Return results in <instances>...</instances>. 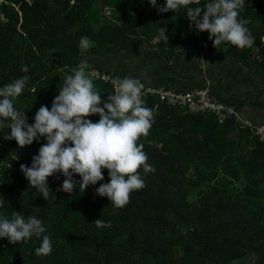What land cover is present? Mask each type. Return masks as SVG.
<instances>
[{
  "label": "trees",
  "instance_id": "obj_1",
  "mask_svg": "<svg viewBox=\"0 0 264 264\" xmlns=\"http://www.w3.org/2000/svg\"><path fill=\"white\" fill-rule=\"evenodd\" d=\"M164 2L157 0V7ZM207 2L159 13L148 0H0V87L30 77L14 107L31 125L41 106L51 109L65 76L92 55L153 43L167 58L201 56L212 40L190 27L186 12ZM238 18L249 21L253 46L222 45L241 56L253 57L254 48L264 56V0H245ZM81 37L91 42L84 52ZM92 79L102 102L114 93L110 83ZM143 101L154 119L138 143L155 172L140 170L146 186L120 208L96 194L109 182L107 170L84 191L73 175L72 193L58 191L64 177L56 173L47 179L45 200L20 165L30 167L46 141L19 148L6 140L10 129L0 127V215L35 216L52 241V252L37 256L41 241L35 237L16 244L0 238V264H264V144L231 120L188 114L154 97ZM98 219L111 226L97 228Z\"/></svg>",
  "mask_w": 264,
  "mask_h": 264
},
{
  "label": "clouds",
  "instance_id": "obj_2",
  "mask_svg": "<svg viewBox=\"0 0 264 264\" xmlns=\"http://www.w3.org/2000/svg\"><path fill=\"white\" fill-rule=\"evenodd\" d=\"M148 3L157 7V0H148ZM193 3L199 5L200 0H165L164 6L157 7V11L173 12ZM244 4L245 0H208L202 7L187 8L186 16L190 27L194 25L196 31L209 34L214 48L222 43L239 49L250 48L254 40L246 27L249 21L238 18ZM159 34L168 42L166 28H160ZM79 47L84 52L91 47V42L87 37H81ZM88 68L87 62L81 61L70 75H66L51 109L41 106L31 125L14 107V100L22 94L30 77L25 75L0 87V127L10 129L6 140H14L19 148L40 138L46 141L33 157L30 167L20 165L29 185L45 200L51 194L47 179L56 173L64 177L58 191L72 193L77 187L73 175L81 177L78 186L84 191L89 185L103 181V170H107L109 182L101 183L96 194L120 208L129 202L132 192L146 186L140 170L144 174L155 172L147 162L144 145L138 143L141 137L148 135L154 112L141 98L144 84L134 78L113 80L115 91L102 102L100 92L86 71ZM21 71L27 73L29 68L24 66ZM94 115L99 116L98 122L88 119ZM52 199H55L53 195ZM3 204L0 198V207ZM94 224L97 228L111 226L102 219ZM45 232L42 221L35 216L26 218L13 212L9 219L0 215V238L16 244L35 237L41 241L35 249L37 256L52 252L51 238Z\"/></svg>",
  "mask_w": 264,
  "mask_h": 264
},
{
  "label": "crops",
  "instance_id": "obj_3",
  "mask_svg": "<svg viewBox=\"0 0 264 264\" xmlns=\"http://www.w3.org/2000/svg\"><path fill=\"white\" fill-rule=\"evenodd\" d=\"M208 45L204 42L198 57L178 52L167 58L153 43H146L106 56L93 55L86 62L114 79H138L149 88L171 87L179 94L207 91L214 100L235 108L238 118L228 120L239 128L240 124L264 128V61L255 59L257 49L253 57H245L222 44Z\"/></svg>",
  "mask_w": 264,
  "mask_h": 264
},
{
  "label": "built area",
  "instance_id": "obj_4",
  "mask_svg": "<svg viewBox=\"0 0 264 264\" xmlns=\"http://www.w3.org/2000/svg\"><path fill=\"white\" fill-rule=\"evenodd\" d=\"M210 40V38H208ZM264 47V37L262 40ZM255 59L257 61H264V56L256 50ZM91 77L96 80H101L105 83H110L113 87V92L115 87L112 83L115 80L110 75L98 70L92 71L90 73ZM154 97L160 100L162 103L166 104L170 108L179 109L188 114H210L217 118L219 122L224 120L233 119L236 121L238 114L234 107L225 105L219 101L214 100L207 91H200L189 94H179L175 90L170 88H149L145 87L142 91V99ZM241 129H248L253 132L260 141L264 144V128L256 129L247 124H240Z\"/></svg>",
  "mask_w": 264,
  "mask_h": 264
},
{
  "label": "rangeland",
  "instance_id": "obj_5",
  "mask_svg": "<svg viewBox=\"0 0 264 264\" xmlns=\"http://www.w3.org/2000/svg\"><path fill=\"white\" fill-rule=\"evenodd\" d=\"M93 56V55H92ZM90 59H92V58H89L88 60L90 61Z\"/></svg>",
  "mask_w": 264,
  "mask_h": 264
}]
</instances>
